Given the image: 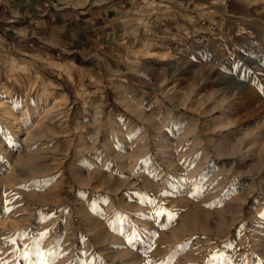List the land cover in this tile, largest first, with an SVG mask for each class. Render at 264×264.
Returning a JSON list of instances; mask_svg holds the SVG:
<instances>
[{
  "label": "rangeland",
  "instance_id": "obj_1",
  "mask_svg": "<svg viewBox=\"0 0 264 264\" xmlns=\"http://www.w3.org/2000/svg\"><path fill=\"white\" fill-rule=\"evenodd\" d=\"M7 1L0 108L30 120L0 109V264H264V0L147 3L127 67L67 94L3 47Z\"/></svg>",
  "mask_w": 264,
  "mask_h": 264
},
{
  "label": "crops",
  "instance_id": "obj_2",
  "mask_svg": "<svg viewBox=\"0 0 264 264\" xmlns=\"http://www.w3.org/2000/svg\"><path fill=\"white\" fill-rule=\"evenodd\" d=\"M152 1L155 0H102L91 6L69 5L53 9L45 0H9L10 5L3 9L14 11L17 17L8 22L16 24L14 22L18 20L20 25L10 27L21 31L3 47L16 56V61L19 58L28 66L41 68L51 77H56L54 81L62 78L57 86L65 94L78 88L81 90L83 84L90 90L96 86L86 84L87 77L95 75L104 82L111 68L117 70L112 66L116 61L121 64L117 71H123L127 67L129 47L144 43L147 32L143 29H147L148 22L145 9L146 4ZM179 1L183 7L212 2ZM113 48L115 51L111 53L109 49ZM79 102L81 104L76 99L71 110L78 108L76 104Z\"/></svg>",
  "mask_w": 264,
  "mask_h": 264
},
{
  "label": "bare ground",
  "instance_id": "obj_3",
  "mask_svg": "<svg viewBox=\"0 0 264 264\" xmlns=\"http://www.w3.org/2000/svg\"><path fill=\"white\" fill-rule=\"evenodd\" d=\"M51 93L50 92H47L46 93V95H45V98L46 99H48L49 97H51ZM54 96V95H53ZM52 96V97H53ZM52 97H51V99H52ZM1 109V111H2V115L6 118V132L8 133V134H10L11 136H13L15 139H17L18 137H19V135H20V132L22 131V126L23 125H26V124H28V122H29V120H30V117L29 118H26L25 119V123H24V121L23 122H18L17 124L14 122V115H15V112H14V110L13 109H11L9 106H4V107H2V108H0ZM1 114V113H0ZM88 114V113H87ZM86 116V115H85ZM1 117V116H0ZM2 118V117H1ZM57 118V117H56ZM110 121V120H109ZM105 125V124H104ZM110 125V124H109ZM115 126V125H114ZM117 126V125H116ZM26 127V126H25ZM118 127V126H117ZM4 130V129H3ZM106 132V131H105ZM109 135V134H108ZM31 138V137H30ZM14 140V139H13ZM5 140H2V141H0V150H1V152H2V154H1V156H0V158H2V157H8L9 159H11L12 157H10L11 155L9 154V152L7 151L8 149H6V147H5V145H3L2 143L4 142ZM28 141V140H27ZM97 141V140H96ZM98 142V141H97ZM17 143V142H16ZM98 151V150H97ZM89 153H91V152H89ZM98 152H96V154H97ZM92 154V153H91ZM89 154L88 156H87V159H90V160H93L92 158H95L93 155L94 154ZM100 154V153H99ZM85 156V155H84ZM97 156H99V155H97ZM7 158V159H8ZM86 158V157H85ZM97 159V158H96ZM12 160V159H11ZM10 160V161H11ZM98 160V159H97ZM1 161V160H0ZM88 161V160H87ZM102 161V160H101ZM20 163V162H19ZM15 165V164H14ZM11 166V165H10ZM16 167V166H15ZM35 169V168H34ZM12 170V169H11ZM14 170V169H13ZM1 172H3V170L1 171ZM4 172H5V170H4ZM3 174V173H2ZM5 177V176H4ZM8 177V176H7ZM6 178V177H5ZM3 179V178H2ZM8 179V178H7ZM21 180L22 179H20V177L17 175V176H15V175H12V176H10L9 177V179H8V182L9 183H4V181H3V183L5 184V186L8 188L9 186H18L20 183H21ZM1 181V180H0ZM34 182V181H33ZM2 186H4V185H2ZM19 187H20V185H19ZM18 187V188H19ZM17 188V187H16ZM10 189V188H9ZM11 190V189H10ZM4 193V192H3ZM0 199H1V197H0ZM98 235V234H97ZM99 236V235H98ZM101 237V236H100Z\"/></svg>",
  "mask_w": 264,
  "mask_h": 264
}]
</instances>
